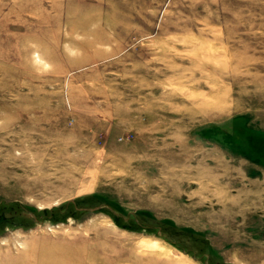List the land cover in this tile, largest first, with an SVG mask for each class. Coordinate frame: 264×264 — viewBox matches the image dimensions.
I'll return each mask as SVG.
<instances>
[{
    "label": "rangeland",
    "instance_id": "374dc122",
    "mask_svg": "<svg viewBox=\"0 0 264 264\" xmlns=\"http://www.w3.org/2000/svg\"><path fill=\"white\" fill-rule=\"evenodd\" d=\"M0 264H264V0H0Z\"/></svg>",
    "mask_w": 264,
    "mask_h": 264
},
{
    "label": "bare ground",
    "instance_id": "6f19581e",
    "mask_svg": "<svg viewBox=\"0 0 264 264\" xmlns=\"http://www.w3.org/2000/svg\"><path fill=\"white\" fill-rule=\"evenodd\" d=\"M146 246L148 247V248H150L151 250H155V251H163L164 252V246L160 243V242H158V241H155V242H153V241H147L146 242Z\"/></svg>",
    "mask_w": 264,
    "mask_h": 264
},
{
    "label": "water",
    "instance_id": "95a60500",
    "mask_svg": "<svg viewBox=\"0 0 264 264\" xmlns=\"http://www.w3.org/2000/svg\"><path fill=\"white\" fill-rule=\"evenodd\" d=\"M104 207H106V206H105V205H101V206L96 207V208H94V209H88V211L94 212V211H97V210H99V209H101V208H104Z\"/></svg>",
    "mask_w": 264,
    "mask_h": 264
}]
</instances>
